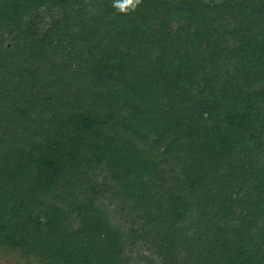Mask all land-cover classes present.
I'll return each instance as SVG.
<instances>
[{
  "label": "trees",
  "instance_id": "1",
  "mask_svg": "<svg viewBox=\"0 0 264 264\" xmlns=\"http://www.w3.org/2000/svg\"><path fill=\"white\" fill-rule=\"evenodd\" d=\"M112 4L0 0V249L264 264V0Z\"/></svg>",
  "mask_w": 264,
  "mask_h": 264
},
{
  "label": "rangeland",
  "instance_id": "2",
  "mask_svg": "<svg viewBox=\"0 0 264 264\" xmlns=\"http://www.w3.org/2000/svg\"><path fill=\"white\" fill-rule=\"evenodd\" d=\"M208 1V0H206ZM46 20H45V24L47 26V24H49L50 22V17L46 16ZM107 203V200H103V203ZM109 209L110 211L113 210V205H109ZM120 219V218H119ZM141 253L143 254V260H145V258H147L148 256H150V251H148L146 249L145 246H143L140 249ZM138 252V250L133 251V256L136 258V253ZM0 264H39L35 258H33L32 256H22L20 251L18 252H12L9 249H0Z\"/></svg>",
  "mask_w": 264,
  "mask_h": 264
},
{
  "label": "clouds",
  "instance_id": "3",
  "mask_svg": "<svg viewBox=\"0 0 264 264\" xmlns=\"http://www.w3.org/2000/svg\"><path fill=\"white\" fill-rule=\"evenodd\" d=\"M142 0H113V8L119 13L130 14L137 10Z\"/></svg>",
  "mask_w": 264,
  "mask_h": 264
}]
</instances>
